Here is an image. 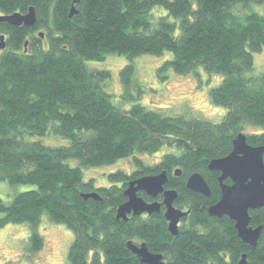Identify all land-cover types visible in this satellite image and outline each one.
<instances>
[{
  "label": "trees",
  "instance_id": "16d2710c",
  "mask_svg": "<svg viewBox=\"0 0 264 264\" xmlns=\"http://www.w3.org/2000/svg\"><path fill=\"white\" fill-rule=\"evenodd\" d=\"M256 4L264 0H79L70 16L74 0H0L1 14L35 6L38 18L32 27L0 21V35L6 37L0 51V182L36 185L8 203L0 197V228L28 223L29 249L37 252L45 244L39 226L46 213L74 232L68 264H144L129 240L144 242L168 264H239L244 253L251 264H264V207L250 213L252 225L263 226L255 247L239 238L233 219L208 212L221 199V172L211 170L209 162L227 156L249 125L264 126V72L252 74L254 54L264 49V15ZM167 52L173 56L159 68L161 79L172 70L224 75L210 90L212 102L227 109L220 122L163 114L137 101L134 88L140 96L144 88L134 84V59ZM110 54L129 59L120 75L130 108L116 104L106 91L110 70L87 64ZM50 133L69 144L29 139ZM246 134L249 143L264 145V131ZM165 144L180 152L165 153L155 164L134 155L133 171H113L111 185L84 180L83 167L112 164L135 152L155 153ZM70 158L80 165L70 164ZM166 170V188L178 192L176 206L190 210L179 234L169 231L164 207L118 220L129 182ZM195 172L206 178L210 197L187 189ZM92 191L101 199L83 196Z\"/></svg>",
  "mask_w": 264,
  "mask_h": 264
},
{
  "label": "rangeland",
  "instance_id": "374dc122",
  "mask_svg": "<svg viewBox=\"0 0 264 264\" xmlns=\"http://www.w3.org/2000/svg\"><path fill=\"white\" fill-rule=\"evenodd\" d=\"M258 10L264 15V4H256ZM160 13L166 14V10L159 8ZM41 31H44L42 29ZM46 37V36H45ZM1 51V49H0ZM173 53L167 52L161 56L154 54H141L134 59L135 76L134 84L142 85L144 88L141 96L138 95L137 88L133 93L137 101L143 103L149 109H156L167 115H186L188 117H198L208 119L213 123L220 122L227 114L224 106L215 104L211 100L210 90L221 83L224 75L221 73H209L199 69V74H183L167 72L168 77L161 79L158 72L161 65L168 58H172ZM255 64L252 74L258 75L264 72V49L254 54ZM129 63L125 55L110 54L106 60H88V66L96 69L110 70L111 77L105 82V89L111 93L116 104L131 107L132 100H125L122 96L124 86L122 85L120 70ZM264 131V126L249 125L245 133ZM29 139H41L45 144L54 146L69 144V141L60 135L53 133L47 136L29 137ZM179 153L176 147L165 144L155 151L135 152L130 157H123L112 164L102 166L83 167L84 180H94L96 186L111 185L109 175L116 170L132 172L135 164L133 157L138 156L147 164H155L163 159L165 153ZM68 162L79 166L80 162L70 158ZM33 184L12 185L8 181L0 182V197L5 202H10L18 192L35 188ZM39 232L45 238L42 250L30 252V233L32 228L28 223H9L0 228V264H68V254L70 246L74 240V232L66 225L50 220L45 213L42 216Z\"/></svg>",
  "mask_w": 264,
  "mask_h": 264
},
{
  "label": "water",
  "instance_id": "95a60500",
  "mask_svg": "<svg viewBox=\"0 0 264 264\" xmlns=\"http://www.w3.org/2000/svg\"><path fill=\"white\" fill-rule=\"evenodd\" d=\"M78 1L74 0L70 16L77 12L75 4ZM37 20L35 6H31L26 13H0V21L14 26H36ZM39 33L42 38L45 37L44 31ZM27 43L28 41L25 43V47ZM5 47L6 37L5 34H1L0 49H5ZM232 144L233 148L227 156L212 159L208 164L211 170L221 172L219 176L221 199L210 205L208 212L210 215L220 218L227 215L233 219L239 238L255 247L263 226H253L250 213L254 209L264 207V145L256 146L249 143L248 136L244 132H239ZM181 172L182 169L177 168L175 175H180ZM168 178L166 170L156 175H145L131 180L124 190L127 199L117 209V219L126 221L131 215L153 214L161 211L164 207L165 218L169 222V231L174 235L179 234L180 222L189 215L190 210L176 206L178 192L175 189L166 188L169 182ZM230 178L231 184L226 183L225 180ZM187 189L198 194L201 193L206 197H210L212 194V188L200 172H195L188 177ZM140 192L147 193L154 200H145ZM159 195H162V200H156ZM83 196L86 199H101L95 191L83 193ZM127 245L144 264H168L163 254L150 251L144 242L135 243L133 240H129ZM239 264H251L247 259V253L242 255Z\"/></svg>",
  "mask_w": 264,
  "mask_h": 264
},
{
  "label": "flooded vegetation",
  "instance_id": "af4514ba",
  "mask_svg": "<svg viewBox=\"0 0 264 264\" xmlns=\"http://www.w3.org/2000/svg\"><path fill=\"white\" fill-rule=\"evenodd\" d=\"M162 200V199H161ZM145 215V214H144ZM183 221L181 220V222H180V225H181V223H182Z\"/></svg>",
  "mask_w": 264,
  "mask_h": 264
}]
</instances>
